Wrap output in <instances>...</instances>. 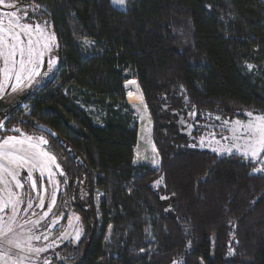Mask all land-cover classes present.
<instances>
[{
  "label": "trees",
  "instance_id": "obj_1",
  "mask_svg": "<svg viewBox=\"0 0 264 264\" xmlns=\"http://www.w3.org/2000/svg\"><path fill=\"white\" fill-rule=\"evenodd\" d=\"M14 1L44 8L58 47L50 79L23 93L22 126L66 154L72 192L90 187V212L73 196L83 235L56 264H264V173L190 146L177 123L264 113V0ZM125 69L153 121L157 168L133 162Z\"/></svg>",
  "mask_w": 264,
  "mask_h": 264
},
{
  "label": "rangeland",
  "instance_id": "obj_2",
  "mask_svg": "<svg viewBox=\"0 0 264 264\" xmlns=\"http://www.w3.org/2000/svg\"><path fill=\"white\" fill-rule=\"evenodd\" d=\"M9 5H14V7H9ZM14 12L18 13L20 16L21 24L32 25L31 39L34 42V46L38 47L40 50H44L43 46L47 42L50 44L51 51H44L43 61L37 65L39 75L34 77V81L32 83H28L27 81L21 83L17 91H13L11 87V85L15 83V77L6 78L3 73H0V86L7 85L0 91V99H8L7 97L12 98L16 94L33 93L50 79L58 64L56 37L54 44L47 40L48 37L55 36V33L49 18L44 13V8L38 4L22 5L14 0H5L4 4H0V26L4 29H8L10 26L14 25L15 19L10 17V14ZM25 12L27 16L24 15ZM37 25H39V30L36 28ZM15 30L17 32L20 31L19 28ZM21 37L25 39L26 43V38L23 34H21ZM37 41L39 42L38 44L36 43ZM53 58L56 59V65L52 71H49L47 61ZM3 67V60L0 59V68ZM44 73L48 74L44 75ZM123 73L127 76L124 83L126 91L125 100L132 106L139 123L133 162L134 164H145L152 168H157L159 163L153 164V161L156 160L160 162V157L153 141L152 118L143 99L138 82L130 75L129 70L125 69ZM24 75L27 76L28 73L25 72ZM35 81L39 82L36 83ZM29 107V102H22L19 105L21 114L18 116H16V114L10 115L8 118L0 121L3 122L2 126H0V143L8 137H16L17 140L24 141V143L20 144L15 141L10 142L9 145L4 146L5 151L11 148L15 155L18 156H29L33 151L37 150L47 152L49 155L56 158L60 168L57 169L54 164H49V168L52 172V175L49 176L47 170L43 171V173L41 172L39 163L36 167H32L31 164L17 167L16 164H10L7 159L0 157V163L4 164L9 171H15L17 173L16 178L24 185L21 188H17L12 177L8 175L7 172L0 170V205L9 201L10 192L14 193V195L11 196L13 201L19 200V203L16 204L17 211L15 212L16 219L14 221H9V217L13 215L11 203H9L8 207L4 208L3 211H0V225L10 222L14 229V234H9L7 237H0V253L7 254L11 252L13 260L18 256L26 257V259H24V264H45V261H47L48 264H56L57 261L66 262L70 254H72L69 248L75 246L83 235L81 218L73 206L77 201L73 196L74 194L78 195L83 207L90 212V187L88 181L83 178L77 182L74 181L73 189L76 188V193L72 192L69 183L70 175L66 170V168H70L66 167L70 165V162H66V154H62L58 148L54 150L52 145L50 146L48 143L41 144L38 139L41 137L48 142L45 134L30 129L26 127L27 125L22 126L23 123L21 120L29 111ZM241 112V116L222 118L215 113H195V111H192L188 114H179L177 123L180 131L188 137L190 146L214 152L213 149H226L233 144H239L241 147L244 146V139H233L234 133L232 128L234 125L232 122L240 121L242 124H247L249 120L254 119L255 116L264 115V113L257 112L251 108L244 109ZM248 112H252L253 117H249L247 115ZM217 117H219V119H217ZM225 121L229 123L226 124ZM235 135L243 136L244 133L241 131L235 133ZM29 137L32 138L31 141L28 140ZM202 138L204 140L203 146L201 145ZM30 144L38 145V149H31L29 147ZM23 149H27L28 151H23ZM223 155H236L243 160L253 162L256 168H264V164H261L260 160L252 161L250 159H245L236 149H233L231 154L225 152L218 156ZM61 171L63 175H61ZM29 172H31L32 178L37 180L38 190L32 188L31 181L28 179ZM53 197H55L54 204H52ZM99 197H101V193H96V204ZM41 203H43V207L39 206ZM29 204H31V207H29ZM49 204H52L51 209L48 207ZM25 209L27 210L25 211ZM46 212L48 213L47 215H45ZM41 217L43 218L41 219ZM77 233H79L78 239ZM28 236H39L40 239L28 241ZM45 237H47V239H45ZM7 239L21 241L24 250L21 251L14 247L10 248L5 242ZM29 246L32 248H44L45 251L38 254L30 252L28 251ZM6 260L7 255L4 256L3 260H0V264H5ZM9 264H11V262H9Z\"/></svg>",
  "mask_w": 264,
  "mask_h": 264
},
{
  "label": "snow or ice",
  "instance_id": "obj_3",
  "mask_svg": "<svg viewBox=\"0 0 264 264\" xmlns=\"http://www.w3.org/2000/svg\"><path fill=\"white\" fill-rule=\"evenodd\" d=\"M5 0H0V4H4ZM113 3L120 5L123 7L125 5V0H112ZM9 7H14V5H9ZM25 16H27V13H24ZM10 17L15 19V24L10 26L8 29H4L2 26H0V59L3 60L4 67L0 68V73H3V75L6 78L15 77V83L11 85L13 91H17L18 87L21 83H24L27 81L28 83H32L34 81V77L36 75H39L38 67L37 65L43 61L44 57V51H51V47L49 43H45L43 46L44 50H40L38 47L34 46V42L31 39L32 34V25L30 24H21L20 23V16L18 13L14 12L10 14ZM11 24V20H10ZM19 28L20 31L17 32L15 29ZM37 30H39V25L36 26ZM6 33V34H5ZM21 34L26 38L22 39ZM47 40L51 41L52 44L55 43V36L48 37ZM39 43L38 41L36 42ZM18 57V58H17ZM49 71H52L54 66L56 65V59L53 58L49 61H47ZM31 66V67H29ZM251 68V65H249ZM27 72L28 75L25 76L24 73ZM48 73H44V75H47ZM38 83L39 81H35ZM4 86H0V91L3 90ZM247 115L249 117H253L252 112H248ZM219 119V117H217ZM225 123H229L228 121H225ZM234 127L232 128V131L234 133L233 139H244L245 144L243 147H241L239 144H233L231 147L226 149H213L214 152H216L218 155H222L223 153L231 154L233 149H236L237 152L240 153L241 156H243L245 159H250L252 161L260 160L261 164H264V115H257L254 117V119H250L247 124H242L240 121H234L232 122ZM3 122H0V126H2ZM18 131V130H17ZM243 132V136H237L235 133L237 132ZM31 137L28 138L29 141H31ZM41 144H47L48 142L44 140L42 137L38 138ZM15 141L16 143L23 144L24 141L17 140L16 137H8L6 140H4L2 143H0V157H4L9 161L10 164H16L17 167H23L25 165L31 164L32 167H36L39 163L41 167V172L47 170L49 176L52 175V172L49 168V164H54L57 169L60 168V165L57 163L56 158L54 156L49 155L47 152H41L39 150L33 151L29 156H23V155H15L14 151L10 148L8 151L4 150L5 145H9L10 142ZM204 140L201 139V145L203 146ZM14 147V146H13ZM29 147L31 149H38V145L36 144H30ZM23 151H28L27 149H23ZM46 158V159H44ZM159 161L154 160L153 164H158ZM0 170H3L8 173L12 177V179L15 181V186L17 188H21L24 185L21 183L20 180L16 178L17 173L15 171H9L8 168L4 166V164L0 163ZM253 172H264V168H255L253 169ZM61 175H63V172L61 171ZM28 179L31 181V186L34 190L37 189V180L32 178L31 172H29ZM162 182L157 181V183ZM14 193L10 192L9 196L10 199L8 202L0 205V211H3L4 208L8 207V204H12V213L9 217V221H14L16 219L15 212L17 211L16 204L19 203V200L13 201L11 199V196H13ZM175 195V193H173ZM168 197H161V199H167ZM42 200V197H41ZM55 203V197H53L52 204ZM52 204H49L48 207L51 209ZM40 207H43V203L39 205ZM29 207H31V204H29ZM27 209H25L26 211ZM48 213L46 212L45 215ZM43 217H41L42 219ZM9 234H14L13 226L10 222L5 223L3 225H0V237H7ZM79 238V233H77V239ZM32 239H40L39 236L33 237L28 236L27 240L30 241ZM47 239V237H45ZM10 248L14 247L17 249H20L21 251L24 250V246L21 241L19 240H13V239H7L5 241ZM28 251L34 252V253H40L45 251L44 248H32L31 246L28 247ZM141 251H144L141 249ZM231 252V249H230ZM7 255V260L5 261V264H24V259L26 257H17L15 260H13V257L11 255V252L5 254L0 253V260L4 259V256ZM45 264H48L47 261H45ZM172 264H178V261L173 260Z\"/></svg>",
  "mask_w": 264,
  "mask_h": 264
},
{
  "label": "water",
  "instance_id": "obj_4",
  "mask_svg": "<svg viewBox=\"0 0 264 264\" xmlns=\"http://www.w3.org/2000/svg\"><path fill=\"white\" fill-rule=\"evenodd\" d=\"M1 98L0 99V114L5 115L9 110L19 106L22 102H24L26 95L25 94H16L14 97L9 98Z\"/></svg>",
  "mask_w": 264,
  "mask_h": 264
}]
</instances>
